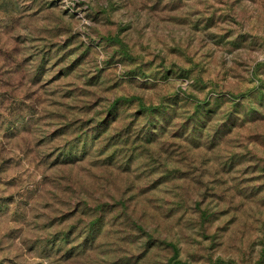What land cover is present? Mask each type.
<instances>
[{"label": "rangeland", "instance_id": "1", "mask_svg": "<svg viewBox=\"0 0 264 264\" xmlns=\"http://www.w3.org/2000/svg\"><path fill=\"white\" fill-rule=\"evenodd\" d=\"M174 260L264 264V0H0V264Z\"/></svg>", "mask_w": 264, "mask_h": 264}, {"label": "trees", "instance_id": "2", "mask_svg": "<svg viewBox=\"0 0 264 264\" xmlns=\"http://www.w3.org/2000/svg\"><path fill=\"white\" fill-rule=\"evenodd\" d=\"M259 97H260V100H263V97L262 96H260V94H259ZM201 105H203V107H206V104H201ZM165 119H160V122H163ZM194 121V123H197V121L196 120H193ZM84 144H86V143H84ZM171 264H180L177 260H174Z\"/></svg>", "mask_w": 264, "mask_h": 264}]
</instances>
